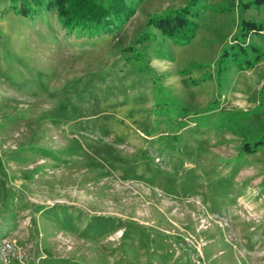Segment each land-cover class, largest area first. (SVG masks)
Wrapping results in <instances>:
<instances>
[{"label":"rangeland","instance_id":"rangeland-1","mask_svg":"<svg viewBox=\"0 0 264 264\" xmlns=\"http://www.w3.org/2000/svg\"><path fill=\"white\" fill-rule=\"evenodd\" d=\"M47 1L0 0V264H264V1Z\"/></svg>","mask_w":264,"mask_h":264},{"label":"trees","instance_id":"trees-1","mask_svg":"<svg viewBox=\"0 0 264 264\" xmlns=\"http://www.w3.org/2000/svg\"><path fill=\"white\" fill-rule=\"evenodd\" d=\"M64 1L66 0H48L46 7L59 9V13L64 16V22L74 24L82 30L88 27L90 32L108 28L120 19L127 18L134 10L130 5L125 4L126 0H69L71 5L68 8L62 6ZM99 2L103 3L99 4ZM128 8L130 10H127ZM20 12L26 15L28 11L24 8ZM184 24L186 21L181 16L160 17V21L156 23L164 34L171 37L177 36V30Z\"/></svg>","mask_w":264,"mask_h":264}]
</instances>
